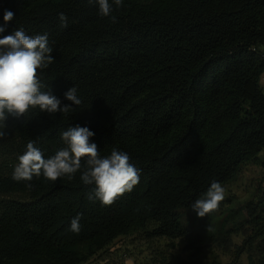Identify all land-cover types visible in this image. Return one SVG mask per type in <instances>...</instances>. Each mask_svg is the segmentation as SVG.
Masks as SVG:
<instances>
[{"label": "trees", "instance_id": "1", "mask_svg": "<svg viewBox=\"0 0 264 264\" xmlns=\"http://www.w3.org/2000/svg\"><path fill=\"white\" fill-rule=\"evenodd\" d=\"M112 3V0H109ZM101 17L88 0H0V38L23 28L48 34L54 62L37 75L63 104L9 117L0 139V264H89L121 238L176 241L189 230L179 214L213 181L233 182L254 165L264 180V0H123ZM4 10L14 13L6 25ZM67 16L61 28L59 14ZM94 132L101 156L113 147L140 169L139 183L110 206L87 199L81 172L49 181L12 177L27 143L45 158L69 127ZM80 214L81 230L70 231ZM240 252L264 264V187L236 212ZM233 219L234 216H230ZM165 264H222L171 257Z\"/></svg>", "mask_w": 264, "mask_h": 264}, {"label": "clouds", "instance_id": "2", "mask_svg": "<svg viewBox=\"0 0 264 264\" xmlns=\"http://www.w3.org/2000/svg\"><path fill=\"white\" fill-rule=\"evenodd\" d=\"M90 5H98L101 17H111L116 9L122 7L123 0H88ZM14 19V13L4 10L3 21L6 25ZM60 27L68 26L67 16L59 14ZM5 26L0 25V33ZM53 48L49 46L48 34L27 35L23 28H18L13 34L0 38V139L5 135L6 121L9 117L24 118L30 108H39L41 112L50 115L73 111V105L82 103L74 86L64 93V98L70 104H63L61 99L52 94L51 90L41 91L44 85L40 82L37 70L45 69L54 62ZM94 132L87 127L76 125L61 133L63 147L54 155L45 158L44 153L29 141L26 151L18 157L12 179L16 182H29L26 187L32 188L33 177L43 175L49 181L66 177L72 180L75 174L81 172L80 179L85 186L94 185L87 199L102 205L110 206L115 200L131 192L139 183L140 169L130 163L129 154L113 147L109 155L101 156L97 145L90 143ZM225 190L219 182L213 181L210 187L196 199L192 209L198 217H205L216 210L224 199ZM81 216L78 214L70 222V231L79 233Z\"/></svg>", "mask_w": 264, "mask_h": 264}, {"label": "rangeland", "instance_id": "3", "mask_svg": "<svg viewBox=\"0 0 264 264\" xmlns=\"http://www.w3.org/2000/svg\"><path fill=\"white\" fill-rule=\"evenodd\" d=\"M261 85L264 88V74ZM262 176L254 165L245 166L233 182L222 186L224 199L216 210L202 218L192 208L180 211L182 222L189 230L187 238L147 240L143 234H136L118 239L89 264H165L172 256L202 262L248 264L249 254L239 251L245 242V233L238 231L236 212L254 200L258 190L264 187Z\"/></svg>", "mask_w": 264, "mask_h": 264}]
</instances>
